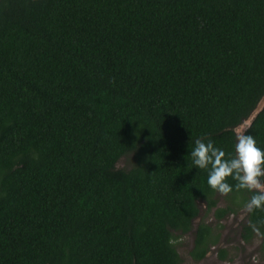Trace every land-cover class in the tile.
<instances>
[{
	"label": "trees",
	"instance_id": "trees-1",
	"mask_svg": "<svg viewBox=\"0 0 264 264\" xmlns=\"http://www.w3.org/2000/svg\"><path fill=\"white\" fill-rule=\"evenodd\" d=\"M263 96L264 0H0V264H181L204 206L200 260L256 193L190 151L235 157ZM242 134L264 150V106Z\"/></svg>",
	"mask_w": 264,
	"mask_h": 264
},
{
	"label": "clouds",
	"instance_id": "clouds-1",
	"mask_svg": "<svg viewBox=\"0 0 264 264\" xmlns=\"http://www.w3.org/2000/svg\"><path fill=\"white\" fill-rule=\"evenodd\" d=\"M235 145V157L226 159V153L215 147L213 141L196 139L195 147L190 151L191 163L199 169H209L208 185L215 191L227 196L233 191L227 179L232 177L237 181V190L254 191L245 207L248 212L256 209L264 210V150L260 149L254 137L250 134H240ZM251 227L259 231L255 224Z\"/></svg>",
	"mask_w": 264,
	"mask_h": 264
},
{
	"label": "rangeland",
	"instance_id": "rangeland-1",
	"mask_svg": "<svg viewBox=\"0 0 264 264\" xmlns=\"http://www.w3.org/2000/svg\"><path fill=\"white\" fill-rule=\"evenodd\" d=\"M242 125L237 128L238 135L242 134L244 130ZM261 184L264 185V181H261ZM218 204L224 206L226 200L221 198ZM246 213L247 209L243 208L238 213L230 214L228 217L222 218L221 223L223 224V228L221 230L219 244L212 248L210 255L205 259L195 261L191 257L190 250L194 245L195 231L199 222L202 220L211 224L216 222L213 212L207 213L204 206H201L200 215L194 220L192 229L185 234L176 233L174 243L182 258L181 264H264L258 250L261 238L256 235L250 242H244L241 237L242 225L246 222ZM218 247L225 248L227 250V256L230 258L225 260L220 259L218 256Z\"/></svg>",
	"mask_w": 264,
	"mask_h": 264
},
{
	"label": "flooded vegetation",
	"instance_id": "flooded-vegetation-1",
	"mask_svg": "<svg viewBox=\"0 0 264 264\" xmlns=\"http://www.w3.org/2000/svg\"><path fill=\"white\" fill-rule=\"evenodd\" d=\"M231 214V213H230ZM230 214H226L225 215V217H228ZM246 215H247V213H246ZM214 216V215H213ZM214 219H215V217H214ZM222 221V220H221ZM193 223H194V221H193ZM246 223V222H245ZM215 224H216V222H214V223H212V226H213V228H214V231H215ZM223 228V227H222ZM222 228L219 230V233H220V238H219V241H220V239H221V230H222ZM242 230H243V225H242ZM188 233V232H187ZM241 237H242V234H241ZM255 237V236H254ZM253 237V238H254ZM242 239H243V241L244 242H247V241H245L244 240V238L242 237ZM219 241H218V243H216V244H214V245H211V247L209 248V250L207 251V253L204 255V257L203 258H201L200 260H198V261H201V260H203V259H205L207 256H209L210 255V253H211V250H212V248L213 247H215L217 244H219ZM250 242V241H249ZM194 246V245H193ZM193 246H192V248H193ZM192 248H191V250H192ZM219 248H223V247H218L217 248V250H218V256H219ZM225 249V248H224ZM258 249H259V247H258ZM190 250V251H191ZM226 253H227V250H226ZM192 257V256H191ZM193 258V257H192ZM220 258V257H219ZM230 257L229 256H226V258L225 259H229ZM232 258V257H231ZM194 259V258H193ZM221 259V258H220ZM225 259H222V260H225ZM195 260V259H194ZM195 261H197V260H195Z\"/></svg>",
	"mask_w": 264,
	"mask_h": 264
},
{
	"label": "water",
	"instance_id": "water-1",
	"mask_svg": "<svg viewBox=\"0 0 264 264\" xmlns=\"http://www.w3.org/2000/svg\"><path fill=\"white\" fill-rule=\"evenodd\" d=\"M264 106V96L263 98L259 101L253 112L249 115V117L244 121V124L242 125V128L245 129V125H249L253 118L256 116V114L263 108Z\"/></svg>",
	"mask_w": 264,
	"mask_h": 264
}]
</instances>
